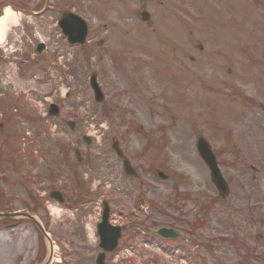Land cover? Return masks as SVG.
Returning a JSON list of instances; mask_svg holds the SVG:
<instances>
[{"label":"rangeland","instance_id":"374dc122","mask_svg":"<svg viewBox=\"0 0 264 264\" xmlns=\"http://www.w3.org/2000/svg\"><path fill=\"white\" fill-rule=\"evenodd\" d=\"M214 1L210 4L214 16H208L210 0H58V14L66 4H70L77 14L93 24L92 30L99 31L102 25L109 31L113 24L118 27H127L130 23L135 25L141 10L152 7L165 19V25L168 24L165 30L168 39L173 41L178 38L186 42V48L178 53H164L152 43L149 49L158 58L152 59V75L148 77L147 66L139 63L145 58L137 54L144 56L146 48H140L143 52L136 50V54L128 50L121 52V58H126V62L122 63L114 53L116 45L122 43L116 39L113 41L109 31L106 32L105 43L90 37L84 47L69 49L71 64L67 67L72 75L68 79L70 87L62 84L65 77L62 81L54 74L50 77L49 68L46 69L47 77L43 76L49 63L31 62V69L17 70L15 60L18 63L22 60L21 56H26L25 60L29 61L28 48L35 41H25L32 30L47 44V37L51 39L46 55L48 61L60 46L66 49L62 38L55 33L53 18L52 21L47 16L26 21L17 14L14 23L6 26L0 42V118L7 110L8 115L18 118L15 119L16 126L23 127L25 132L46 131L41 123L36 122L39 120L36 110L41 106L39 94L48 89V86H43L41 78H51L52 84L57 85V101L63 114L47 126L51 129L56 126L55 133L69 137V130L63 121L73 120L77 123L75 130L79 131L74 137L84 131L95 137L97 143L94 147L108 149L109 140L116 138L139 173L138 182L124 180L121 193L114 202V212L125 214L132 208L133 198L144 202L149 200L154 206L163 207L171 196H183L182 207L186 213L181 214L179 221L184 219L187 223L184 227L179 224L185 236L178 243L185 247L186 260L180 263L178 258L173 257V264H241L239 257L248 251L255 256H250L247 264H264V114L258 108L259 104L264 105V0H227V3L233 2L229 9L220 4V0ZM160 3H163L162 8ZM166 13H173V16ZM231 15L233 20L227 22L225 19H231ZM207 16L209 20L205 21ZM214 17H224L218 32L210 21L211 18L215 21ZM144 29L148 30L146 24L140 31L147 33ZM115 35L124 38L118 33ZM137 35L135 32L130 38ZM177 45L182 47L183 43L178 42ZM198 46L202 50H198ZM23 52L26 53L21 55ZM114 58L121 61L122 73L113 66ZM174 58L176 62L172 66L170 62ZM250 63L252 65L247 66ZM92 73L97 75L107 97L102 104L94 101L88 86ZM121 75L124 82L118 80ZM107 77L115 79L116 83H109ZM157 77L161 82L159 84ZM136 79L144 80L141 92L137 91ZM115 88L127 90L121 102L114 98ZM67 90L70 95L62 100ZM17 106V113H12V108L17 109ZM23 112L31 121L20 116ZM106 119L109 121L104 122ZM3 132H0V147L3 149L0 179L4 182H0V190L4 197L0 195V213L26 207L23 185L20 184L21 188L17 185L25 177L31 182L27 184L30 189L48 178H33L36 169L27 171L26 175L15 174V168L20 172L28 170L31 159L27 158L25 148L20 147L22 133L10 132L13 136L10 144V138ZM198 137H203L210 144L230 188L228 198L217 200L216 206H205L209 214L203 213L200 203L206 201L205 196L212 197L217 193L208 171L196 154ZM50 142L54 146H64L60 144L59 137L54 136V141ZM10 149L20 154L19 163L13 161L15 156ZM33 160L37 166L40 164L39 159ZM250 166L256 171L249 170ZM113 170L115 173L109 170L106 174L115 176L119 171L117 165ZM158 172H162L167 180H160ZM111 180L115 182L112 177ZM113 185L109 184L110 187L107 185L106 188H113ZM173 203L179 204L178 201ZM93 206L96 203L89 205L91 213L85 217L72 213L75 211L67 214L55 212L53 221L57 227L49 228L47 233L55 240L57 250L52 259L50 257L49 264H93L97 254L92 248L94 239L90 233H85L88 225L96 219ZM136 206L142 210L139 203ZM165 214L166 211L153 215L159 226L163 225ZM171 215L177 216L178 209L175 208ZM63 220H66L64 224ZM0 221L5 222L0 223V264H42L47 248L31 224L27 221L13 224L9 222L11 220L2 218ZM168 222H172V217H168ZM198 222H203V225L198 227ZM257 234L261 238H256ZM222 238L226 243L221 247L212 244L211 250L195 248V244L202 241L203 244L216 243ZM231 241H235L232 248ZM158 247H162L159 242L157 246L139 245L134 250L120 248L117 257L128 258L129 264H167L169 255L165 257L163 249ZM61 248L67 251L66 256L61 255ZM190 249L192 255L196 252L201 259L195 255L196 260L187 251ZM111 258L116 260L114 256Z\"/></svg>","mask_w":264,"mask_h":264},{"label":"bare ground","instance_id":"6f19581e","mask_svg":"<svg viewBox=\"0 0 264 264\" xmlns=\"http://www.w3.org/2000/svg\"><path fill=\"white\" fill-rule=\"evenodd\" d=\"M15 21L14 15L12 11L6 9L4 11L3 16L0 18V42L3 40V34L6 29V26L9 24H13Z\"/></svg>","mask_w":264,"mask_h":264},{"label":"water","instance_id":"95a60500","mask_svg":"<svg viewBox=\"0 0 264 264\" xmlns=\"http://www.w3.org/2000/svg\"><path fill=\"white\" fill-rule=\"evenodd\" d=\"M70 17H73V16H71V15H69ZM77 19L75 18V17H73V21H74V25H76L77 24V21H76ZM83 35H85V31H83L82 29H80V38L83 36Z\"/></svg>","mask_w":264,"mask_h":264},{"label":"flooded vegetation","instance_id":"af4514ba","mask_svg":"<svg viewBox=\"0 0 264 264\" xmlns=\"http://www.w3.org/2000/svg\"><path fill=\"white\" fill-rule=\"evenodd\" d=\"M43 53H44V52H43ZM43 53H42V54H43ZM42 54H41V55H40L38 58H42V57H43V55H42Z\"/></svg>","mask_w":264,"mask_h":264}]
</instances>
